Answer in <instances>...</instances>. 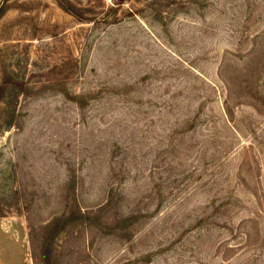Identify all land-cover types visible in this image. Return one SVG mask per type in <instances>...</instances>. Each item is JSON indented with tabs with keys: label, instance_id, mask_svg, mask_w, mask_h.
Masks as SVG:
<instances>
[{
	"label": "rangeland",
	"instance_id": "1",
	"mask_svg": "<svg viewBox=\"0 0 264 264\" xmlns=\"http://www.w3.org/2000/svg\"><path fill=\"white\" fill-rule=\"evenodd\" d=\"M0 264H264V0H0Z\"/></svg>",
	"mask_w": 264,
	"mask_h": 264
}]
</instances>
